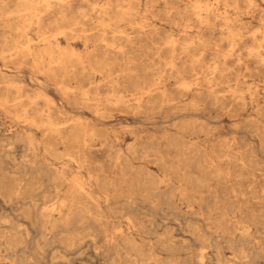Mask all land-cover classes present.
<instances>
[{
  "label": "rangeland",
  "instance_id": "1",
  "mask_svg": "<svg viewBox=\"0 0 264 264\" xmlns=\"http://www.w3.org/2000/svg\"><path fill=\"white\" fill-rule=\"evenodd\" d=\"M87 1L70 0V3L76 9L86 4L107 2V0ZM122 1L124 4H131L136 9L134 16L125 19L127 23L123 20L117 24L118 29L115 32L110 29L107 31V39L111 40L114 37L116 44H121L128 52L125 59L118 61L114 68L122 71L128 66L126 62L131 67L137 66L135 67L137 69L148 67L151 68L147 75L149 77L152 72H156L162 66L158 59L152 57L151 46L154 43L162 46L163 39L167 35H174L180 41L184 40L180 25L183 20L175 10L176 8L182 9L184 4L178 0H169L166 5L162 0H157L152 6L149 5L148 0ZM6 2L5 4L12 9L13 3ZM144 2L146 3L144 4ZM166 11H170L173 20L171 18L165 20L168 18L165 15ZM53 19L55 17L46 18V21L39 28L37 26L31 27L27 34L31 38H35L36 34L47 32L48 28L53 30L51 24L47 23ZM0 20V41H2L3 36H15V31H11L7 26L14 24L13 18L1 16L0 11ZM96 20V17L85 19L72 34L76 38L74 48L78 52H85L81 45L84 36L95 37L98 35L100 26ZM23 22L25 24V20ZM143 22L156 24L160 35L154 36L153 40L150 37H143L136 46L130 45L128 39H135L140 29L138 24ZM61 25L65 26L64 24ZM257 26H259L257 21H253L250 28L254 29ZM82 29L85 32H82ZM120 36L122 37L120 38ZM58 40L61 47H67L63 36L59 37ZM226 44L224 41L221 43L220 47H224L223 50L220 48L222 52L228 49ZM130 46L132 47L130 48ZM166 50L169 49L165 47L161 50V55L164 58L170 56V50L168 52ZM180 52V49L177 48L174 54L178 55ZM240 52L244 53L245 49L242 48ZM203 57L208 64L219 61L218 57L209 53ZM236 60V56L227 59L230 68L226 76L220 79L221 82L218 85L211 88L215 91V95L225 97L223 100L229 108L241 113L238 116H229L223 111L214 110L211 105L213 95L203 91V95H200L201 98L198 100L206 107V112L203 111L204 113L202 112L198 116L193 114L177 116L167 112L142 114L137 119L132 115L116 112V109L109 110L102 119H97L89 109L76 110L66 104L50 82L45 81L41 76H36L29 70V61L21 63L16 61L9 67L0 62L2 77L22 83L24 92L32 93L38 88L44 90L63 114L60 116L55 113L57 118L81 116L94 127L95 136L91 144L99 148L100 153L91 155L89 161L90 164L92 163V170L95 169L100 174V182H106L112 175L110 164L115 153L114 148H122L123 152L127 154V148L134 141L143 143L148 147L152 144L160 158L158 161L153 157L140 160L132 155L131 158L129 156L131 171L128 172L129 165L125 164L121 171L116 173L115 184H117H114L116 187L110 192L108 207L102 199L99 185L93 183L94 195L100 199L99 202L101 201L100 211L108 217L111 216L108 218L110 222L105 224L103 217L100 219L98 217L95 220L85 219L86 221L73 218L68 229L74 232L60 233L51 225L45 224L41 217L42 208L56 203L58 198L53 196V189L49 187L53 182L49 170L54 166L63 167L68 176L81 170L82 174L87 175L86 170L77 167L76 163L67 157L69 152L62 144L43 143L39 133L35 134L36 139L41 142L35 156L36 165L24 167L25 162L27 163L24 156L30 154V151H28L25 142L16 136V133L21 132L25 126L20 120L5 116L0 112V264H111L109 255L115 264H198V254L201 252L205 254L201 264H232L234 262L239 264L241 260L244 261V264H264V246L262 251L251 249V242H259L257 237L255 239L251 234L255 233L257 236L260 235L259 232L264 234V219L257 218L260 214H264V195L259 192L260 188L264 186V147L262 145L264 116H250L254 114L257 108L264 107V73L250 76L244 69L242 70L243 64L237 63ZM14 67L18 68L14 69ZM184 75L185 78H189L188 73ZM89 77L93 84L90 85L87 82L82 84L89 89H93L97 83L104 84L105 79L102 75L91 72ZM229 80L230 82H228ZM78 84L79 82L76 81L70 83L73 86ZM170 89L173 92L178 90L174 85ZM123 90L127 92L126 89ZM102 91L105 92L106 89L102 88ZM240 106L245 108L241 109ZM190 125L193 126L192 129ZM198 129H200L199 132ZM104 138L113 147L109 153L104 152V150L109 149V146L101 149L100 143ZM187 140L194 141L208 150L221 143L231 144L232 153L242 152L246 156L249 155V150H252L254 152L252 159L257 162L250 164L256 175V192L252 194L248 190L252 171L250 165L241 169L240 165L235 163L233 159L228 163L225 159L221 164L224 172L228 171L233 174L241 170L244 174L241 183L242 192H246V194H239L235 197L230 191L232 187L237 185L232 176H218L217 179L210 175L206 162L200 161L199 164H195L194 161L187 160L189 156H193V153L188 154L189 150L185 147ZM140 164L144 166L143 169L139 168ZM98 167L102 168L99 169ZM194 176L203 180L201 181L202 184L193 180ZM190 177L192 178L190 179ZM19 185L20 194L15 195V190ZM90 212L97 214L99 209L91 207ZM244 215L245 217L248 216L249 220L243 217ZM114 226L120 227V232L117 233L118 247H114L115 245L108 246L103 237L105 233L111 235ZM238 227L246 231L242 234ZM240 235L247 238L240 237ZM68 238H72V242ZM129 240L138 247L133 249L130 245H125L129 244ZM138 249L142 250L138 251ZM233 250L243 251L244 257L240 259L235 256Z\"/></svg>",
  "mask_w": 264,
  "mask_h": 264
},
{
  "label": "bare ground",
  "instance_id": "2",
  "mask_svg": "<svg viewBox=\"0 0 264 264\" xmlns=\"http://www.w3.org/2000/svg\"><path fill=\"white\" fill-rule=\"evenodd\" d=\"M6 1L13 3L14 6L12 9L5 4L7 3ZM162 1L165 5L169 2V0ZM178 1L184 4V7L180 9L182 10L181 13L178 8L175 9L183 20L180 25L182 26L184 40L180 41L174 35H167L163 39L164 42L161 44L162 46L156 45V43L151 46V51H153L151 52L152 57L158 59L162 66L156 72H152L149 77H147V75L151 68L148 67L137 69L135 68L137 66L131 67L130 64L126 62L128 66H124L126 67L124 70L120 71L114 68L118 61L125 59L128 52L125 51L121 44H116L114 37L108 40L106 36L107 31L110 29L112 32H115V30L118 29L117 24L129 16H134L133 14L136 9L131 4H124L122 0H107V2H102L101 4H98V2L91 3L89 5L86 4L87 6H79L76 9L72 7L70 0H0L1 16L13 18L14 24H8L7 26L11 31L13 30L15 31L14 33H16L15 36H3V39H1L0 62L9 67V65L16 61H20L19 63L29 61V70L36 76H41L45 81L50 82L52 87L59 92L66 104L76 110L89 109L97 119H102L104 114L112 109H116V112H121L123 115H132L136 119L142 114L167 112L177 116H185L188 114L198 116L206 110V107L198 100L203 95V91H206L209 95H213L211 105L214 110L223 111L229 116H238L241 113L229 108L223 100L225 97L215 95V91H213L211 87L218 85L221 82L220 79L226 76L230 68L227 59L231 56H236L237 63H242V70L244 69L250 76L264 73V0ZM147 2L152 6L157 0H148ZM145 3L146 2H144V4ZM170 11L165 12L166 17H168L165 18V20L169 18L172 19ZM50 17H55L52 21L47 22L49 25L51 24L53 30L48 28L49 30L47 29V32H37L38 34H36L37 36L35 38H31L27 34L31 27L37 26L39 28V26L46 21L45 19ZM90 17L97 18L96 21L100 29L98 28V35L95 37H83L81 45L85 49V52L81 53L74 48V45H76V38H74L72 34L76 31L78 25H82L83 21ZM23 20H25V24H23ZM253 21H257L259 24V26L254 29L250 28ZM144 22L138 24L140 29L135 39L127 38L130 45L136 46L142 41L143 37H150V39L153 40L154 36L156 37V35L159 34L156 24H145ZM5 28L7 27L5 26ZM81 31L85 32L84 29ZM258 34L259 36H257ZM61 36L64 37V41L66 42L67 47L65 48L61 47L60 41L58 40ZM217 36H219V38H216ZM121 37L122 36H120V38ZM223 41L226 42L228 46V49L224 52L221 51L224 47H220ZM131 47L132 46H130V48ZM165 47L170 50V56L168 58H166L167 56L164 58L161 55V50L165 49ZM177 48L178 50L180 49L181 52L175 55L174 51H176ZM242 48L245 49L244 53L240 52ZM208 53L218 57L219 61L208 64L203 57ZM15 68L18 67H14V69ZM91 72L102 75L103 79H105L104 84L97 83L93 86V89H89L82 85L84 82L90 85L93 84V81H91L89 77ZM187 73L189 74V78H185L184 74ZM171 80L174 81L172 82ZM72 81L79 82V84L76 86L70 85ZM228 82H230V80ZM173 85L178 89L176 92L170 89ZM102 88H105L106 91L103 92ZM123 89H126L127 92ZM235 94L237 93L235 92ZM233 97H231V99H233ZM56 105L44 90L38 88L32 93L24 92L22 83L4 79L0 69V112L5 116H11L18 121L20 120L25 126L21 132L16 133V136L25 142L28 151H30V154L24 156L25 161H27L24 167H34L36 165L35 156L38 145L41 142L36 139L35 134L39 133L43 143L62 144L69 152L67 153V157L76 163L77 167L84 168L87 173V175H84L81 173V170L80 172L68 176L63 167L59 168L54 166L50 168L49 173L53 178V182L49 187L53 189V196L58 198L56 203L42 208L41 217L43 222L51 225L53 229L58 230L60 233L74 232L68 229L73 218L86 221L85 219L89 220V218H91L95 220L98 217L99 219L103 217L104 223L107 224L110 222L108 218L111 216L108 217V215L100 211L101 201L99 202L100 199L94 195L93 183L99 185L103 196L102 199L108 207L110 192L112 189H115V185L117 184H115L116 173L121 171L122 166L125 164L129 165L128 172L131 171L132 167L130 165L129 156L131 158L132 155L140 160L153 157L158 161L160 158L157 156V150L152 147V144L148 147L143 143L135 141V143L133 142L127 148V154L123 152L122 148H114L115 153L113 157L111 156L113 159L110 164V173L112 175L109 176L106 182H100V174L97 170V172L95 169L92 170V163L90 164L89 161L91 155L97 154L100 151L99 148L91 144L95 136L94 127L87 122L88 120L82 119L81 116H66L65 119L57 118L55 113L60 116L63 114L57 109ZM240 107L241 109L243 108L242 106ZM236 108L238 107L236 106ZM250 116H264V107L257 108L254 114ZM190 128L192 129L193 126L190 125ZM199 130L200 129H198V132ZM262 145L264 147V140L262 141ZM100 146L101 149L109 146L107 151L104 150V152L108 153L113 149L106 138L101 141ZM230 146L231 144L225 145L221 143L208 150L206 147L200 146L191 140H187L185 143L186 149L189 150L188 154L193 153V156H189L187 160H192L195 164H199L200 161L206 162L209 167L210 175L213 177L232 176L235 179L237 185L232 187L230 191L236 197L239 194H246V192H242L241 183L244 174L241 170L233 174L228 171L224 172L222 168L223 165L221 164L225 159L227 163L233 159L234 162L243 169L257 162H254L252 159L254 157V152L252 150H249V155L246 156L242 152L232 153V147ZM106 160L108 161V159ZM249 167L252 171L248 190L253 194L257 189L256 175L253 171V167L251 165ZM98 168L100 169L102 167ZM139 168L143 169L144 166L141 165ZM191 178L192 177H190V179ZM193 180H196L199 184H202L201 181H203L200 180L198 176H194ZM20 189L19 185L15 190V195L20 194ZM259 192L264 195V186L260 188ZM59 194H62V196H59ZM91 207L99 209V212L97 214H92L90 212ZM243 217H245V215ZM245 218L249 220L248 216ZM257 218L264 219V214H260ZM238 230L242 234L246 231L240 228ZM118 232H120V227L114 226L111 235H106L105 233L103 237L108 246L115 245L114 247H118ZM259 233V236L255 235V233L251 234L253 238L257 237L259 240V242L257 241L256 243L255 241L251 242V249H259L262 251L264 246V234L261 232ZM120 235L122 236V234ZM240 237L247 238L242 235H240ZM71 239L72 238H68L70 242H72ZM128 243L129 244L125 245H130L133 249L138 247L134 246V243L130 240ZM141 250L142 249H138V251ZM117 251L115 252L119 255ZM233 252L234 255L240 259L244 257L243 251L237 252L233 250ZM198 255L197 263L201 264L205 254L201 252ZM108 258H110L111 264H115L111 255H109ZM232 264H238V262ZM239 264H244V261L241 260Z\"/></svg>",
  "mask_w": 264,
  "mask_h": 264
}]
</instances>
